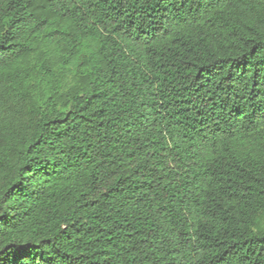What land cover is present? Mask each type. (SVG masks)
Wrapping results in <instances>:
<instances>
[{
	"label": "trees",
	"instance_id": "obj_1",
	"mask_svg": "<svg viewBox=\"0 0 264 264\" xmlns=\"http://www.w3.org/2000/svg\"><path fill=\"white\" fill-rule=\"evenodd\" d=\"M0 264H264V0H0Z\"/></svg>",
	"mask_w": 264,
	"mask_h": 264
}]
</instances>
